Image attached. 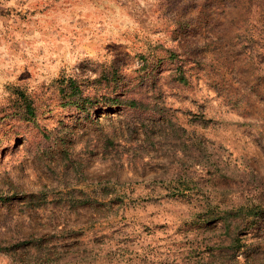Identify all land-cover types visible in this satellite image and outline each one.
Here are the masks:
<instances>
[{
  "label": "rangeland",
  "instance_id": "obj_1",
  "mask_svg": "<svg viewBox=\"0 0 264 264\" xmlns=\"http://www.w3.org/2000/svg\"><path fill=\"white\" fill-rule=\"evenodd\" d=\"M0 264H264V0H0Z\"/></svg>",
  "mask_w": 264,
  "mask_h": 264
},
{
  "label": "trees",
  "instance_id": "obj_2",
  "mask_svg": "<svg viewBox=\"0 0 264 264\" xmlns=\"http://www.w3.org/2000/svg\"><path fill=\"white\" fill-rule=\"evenodd\" d=\"M31 110V107H29L28 111Z\"/></svg>",
  "mask_w": 264,
  "mask_h": 264
}]
</instances>
